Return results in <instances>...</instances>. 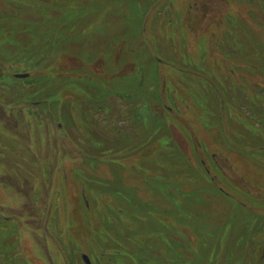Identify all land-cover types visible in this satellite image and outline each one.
<instances>
[{
  "label": "rangeland",
  "instance_id": "rangeland-1",
  "mask_svg": "<svg viewBox=\"0 0 264 264\" xmlns=\"http://www.w3.org/2000/svg\"><path fill=\"white\" fill-rule=\"evenodd\" d=\"M82 253L264 264V0H0V264Z\"/></svg>",
  "mask_w": 264,
  "mask_h": 264
},
{
  "label": "water",
  "instance_id": "water-1",
  "mask_svg": "<svg viewBox=\"0 0 264 264\" xmlns=\"http://www.w3.org/2000/svg\"><path fill=\"white\" fill-rule=\"evenodd\" d=\"M15 75H16L17 77H26V76L28 75V72L15 73ZM81 258H82V260H83V262H84L85 264H91L90 259H89V257L87 256V254L82 253Z\"/></svg>",
  "mask_w": 264,
  "mask_h": 264
}]
</instances>
